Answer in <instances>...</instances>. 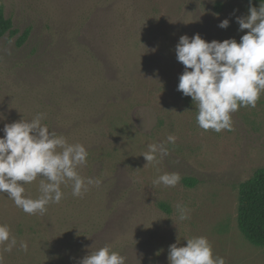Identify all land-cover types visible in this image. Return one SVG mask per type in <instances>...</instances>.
Here are the masks:
<instances>
[{
  "label": "rangeland",
  "instance_id": "1",
  "mask_svg": "<svg viewBox=\"0 0 264 264\" xmlns=\"http://www.w3.org/2000/svg\"><path fill=\"white\" fill-rule=\"evenodd\" d=\"M0 5L18 30L0 39V136L5 124L44 113L42 124L88 151L79 174L100 181L82 197L72 195L71 182L61 185L64 198L44 215H29L0 193V224L17 239L11 252L0 251L3 264H79L105 245L126 264H169V246L195 236L207 237L226 264H264V247L238 221L240 186L264 167V93L255 108L232 114L231 130L204 131L192 98L177 90L184 66L175 53L182 35L239 42L248 30H238L236 17L249 14L250 0ZM161 142L168 155L147 163L142 153ZM166 173L180 182L153 183ZM39 183L24 185L25 194L37 198ZM177 205L190 219H179Z\"/></svg>",
  "mask_w": 264,
  "mask_h": 264
},
{
  "label": "clouds",
  "instance_id": "2",
  "mask_svg": "<svg viewBox=\"0 0 264 264\" xmlns=\"http://www.w3.org/2000/svg\"><path fill=\"white\" fill-rule=\"evenodd\" d=\"M247 16L236 17L239 31L247 29L240 41L235 38L207 41L198 33L191 38L182 35L175 47L176 58L184 66L177 90L190 96L197 108L196 121L204 131L216 133L232 128V114L241 107L255 108L264 93V0L259 8L251 6ZM229 19L218 27H229ZM44 113L30 120L5 124L0 136V193H6L15 206L29 215H44L50 204H59L64 198L61 185L71 182L72 195L82 197L89 185L100 181L84 178L78 169L87 163L88 151L80 143L68 140L47 125L42 124ZM176 137L169 135L167 143L174 144ZM147 163L158 162L157 156L168 155L163 142L148 145L142 153ZM40 178L37 198L25 194L24 185ZM178 173L160 175L154 184L175 187L180 182ZM180 220L190 219L188 211L176 206ZM169 246V264H226L215 255L212 244L205 236L185 238ZM17 239L6 224H0V251L11 252ZM20 248L28 250L26 242ZM0 264L3 257L0 255ZM79 264H126V257L105 245L83 257Z\"/></svg>",
  "mask_w": 264,
  "mask_h": 264
},
{
  "label": "trees",
  "instance_id": "3",
  "mask_svg": "<svg viewBox=\"0 0 264 264\" xmlns=\"http://www.w3.org/2000/svg\"><path fill=\"white\" fill-rule=\"evenodd\" d=\"M261 2V0H253ZM218 8H221L219 4ZM13 19L7 16L5 8L0 5V39L7 33L15 34ZM30 35L27 29L18 40L23 45ZM239 226L245 237L254 245L264 247V167L243 182L239 196Z\"/></svg>",
  "mask_w": 264,
  "mask_h": 264
}]
</instances>
